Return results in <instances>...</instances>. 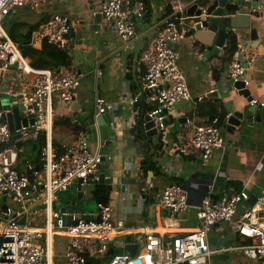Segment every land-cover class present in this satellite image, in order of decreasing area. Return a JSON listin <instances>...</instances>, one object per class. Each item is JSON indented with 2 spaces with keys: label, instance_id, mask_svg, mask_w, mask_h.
Instances as JSON below:
<instances>
[{
  "label": "built area",
  "instance_id": "built-area-1",
  "mask_svg": "<svg viewBox=\"0 0 264 264\" xmlns=\"http://www.w3.org/2000/svg\"><path fill=\"white\" fill-rule=\"evenodd\" d=\"M41 1L0 0V78L14 73V82L0 92V148L12 135L17 141L29 136L36 140L41 131L47 135L41 154L43 170L32 172V178L14 169L15 152L0 149V194L6 197L7 204L6 212H0V264H55L54 237L67 239L64 264H208L211 256L229 254H239L248 264H264V189L255 196L253 205H247L250 196L244 189L233 187L220 198H203L196 207V228L176 235L170 241L145 229L131 232L129 236H136L137 244L131 237V243L123 242L121 245H137L134 256L123 251L108 255L111 233L114 232L110 221L113 209L109 205L96 204V211L88 214L92 220H82L77 214L60 211L57 205L60 193L75 189L78 180L85 184L102 165L104 158L98 151L91 153L88 150L83 134L68 146L65 155L55 156L49 142L52 99L57 96L70 111L78 101L76 92L80 80L68 69L55 75L49 70L32 68L2 25L19 9L31 8L39 14ZM260 2L227 0L231 8L228 16L257 14L262 8ZM183 5L179 0H173V12L159 22L149 49L141 56L144 64L141 93L147 103L155 104L147 115L149 122L154 124L152 129L157 131L163 129L162 121L167 111L177 102L190 97L187 80L178 67L179 54L171 48V45L184 41L193 29L184 15L187 5ZM198 8L205 11L203 6ZM99 14L109 22L121 42L131 43L137 38L136 26L144 19L146 6L141 0H105ZM70 32L68 19L54 14L32 33L30 45L38 47L46 43L62 49L71 42ZM237 53L241 60L237 58L231 63L228 79L232 85L241 82L245 89L249 85L247 67L253 63V56L241 44ZM24 79L29 80L28 90H17L16 85ZM4 95L9 100L7 108L2 106ZM16 101L22 106V113L32 115L35 121L11 134L6 115ZM134 102L137 99L134 98ZM249 104L264 106L254 99ZM94 107L95 118L108 110L106 102L100 97L95 98ZM218 124V119H213L208 124L194 126L187 120L186 127L190 133L182 139L179 155L186 158L197 155L206 164L216 151H225V140ZM158 202L173 218L189 212L187 192L177 184L165 187ZM67 216L71 219L64 220ZM22 218L25 219L23 226L18 224ZM41 218L43 226L38 225ZM223 227L229 228L237 244L212 248L208 242L209 234Z\"/></svg>",
  "mask_w": 264,
  "mask_h": 264
},
{
  "label": "crops",
  "instance_id": "crops-1",
  "mask_svg": "<svg viewBox=\"0 0 264 264\" xmlns=\"http://www.w3.org/2000/svg\"><path fill=\"white\" fill-rule=\"evenodd\" d=\"M179 1L181 5H187L193 0ZM260 1L261 11L250 16L249 29L256 31V43L249 39V29H226V31L232 32L237 37L238 45L245 44L252 54L253 63L247 67L246 72L249 82L247 88L252 99L264 105V0ZM104 2L105 0H42L39 14H35L31 8H24L15 11L8 18L13 22L38 24L36 30L32 32L34 33L50 16L62 15L68 19L72 27L70 34L76 33L66 52L71 59L70 71L80 80L76 92L78 101L68 111L57 96L53 97L49 142L52 143L54 138L63 147H68L78 140L79 136L76 137L70 129H61L59 126L53 129V120L69 119L82 129L81 134L86 139L88 150L91 153L98 151L103 156L102 172L105 178L112 180L108 184L111 191L107 204L113 209L110 221L114 232L111 233L108 254L110 256L121 253L122 249L118 247L122 243L121 238L129 236L137 229H145L167 241L176 235L194 230L197 224L196 207L203 198H220L229 188H236V184L250 197L255 198L264 189V123L254 124L251 127L243 125L232 127L228 124L230 117L228 119L227 117L242 111L247 103L233 89L228 79L230 65L223 62L224 48L220 50L218 56H212L211 48L204 47L196 41L193 38L194 32L191 31L184 41L171 45V48L179 54L178 67L187 80L190 97L177 102L166 113L165 118L169 120V125L177 124L172 134L164 135L166 128L163 126L161 131H157L156 136L150 138L146 136L150 140V147L146 152L150 155L153 165L158 168V174L149 171L148 174L151 175L147 174L144 177L140 162L144 159L145 148L135 143L131 129L135 125L142 103L146 106H155V104L147 103L141 91L137 94L132 92L128 76H133L136 82L139 79L141 81V75L144 73L142 53L149 49L161 19L166 13L173 12V0H155L154 3H150L149 16L137 24V38L131 43L121 42L109 22L103 17L98 31L94 33L88 31V20L99 13ZM225 9L230 13L231 8L227 3ZM83 21L87 31L79 32L78 25ZM226 43L227 38L224 47ZM33 48L40 49L41 46ZM238 56L240 54L237 53L235 59ZM27 59L31 62L30 58ZM4 78H0V92L14 82V73L11 72ZM28 82L24 79L16 85V89L28 90ZM210 92L217 96L206 97ZM96 97L102 98L108 106V110L101 115L103 124L107 128L104 134L95 118ZM134 98L137 102H134ZM138 103L140 107H136ZM201 103L221 106L219 109L227 113L224 123L220 126L226 149L223 152L216 151L206 164H203L197 155L187 158L179 155L182 139L190 133L186 121L189 120L194 126L209 123L196 116L197 107ZM149 111L150 109H146L143 117ZM143 131L146 135L144 128ZM7 150L15 152L13 149ZM32 159L34 154L26 146L23 148L22 158L18 161L16 159L14 166L23 162L30 165ZM175 180L179 183H174ZM174 184L186 190L190 208L187 214L173 218L159 206L158 200L161 191ZM69 191L70 196L77 199L74 188L60 194ZM91 196L93 197V192ZM2 197L3 195L0 194V206ZM95 211L96 204L94 210L84 214L91 215ZM222 233L224 234L221 235ZM232 236L229 228L223 227L213 230L208 236V242L212 248L217 245L227 246L233 243L230 239ZM129 237H132L136 243V236ZM208 262V264H248L239 254L211 256Z\"/></svg>",
  "mask_w": 264,
  "mask_h": 264
},
{
  "label": "water",
  "instance_id": "water-1",
  "mask_svg": "<svg viewBox=\"0 0 264 264\" xmlns=\"http://www.w3.org/2000/svg\"><path fill=\"white\" fill-rule=\"evenodd\" d=\"M201 3L205 5V11L199 10V6ZM227 0H193L189 4H187L185 8V17L187 21H189L192 25V31L194 32V39L198 41L200 44H203L204 47L211 48V55L216 57L220 53V50L224 48L225 40L228 36V32L226 29H234V30H247L250 27V16L241 14L237 16H228V11L226 8ZM102 17L99 13L94 14L93 17L88 20V31L94 33L99 30V25L101 24ZM72 29V27H70ZM79 32H86L87 28L85 27V22H81L78 25ZM71 39L76 37V33L70 34ZM249 39L256 43L257 35L254 29H249ZM256 46L254 45L253 48ZM69 47H65L64 50L67 51ZM242 48H245V44L242 45ZM238 59L241 60V56H238ZM233 89L237 91L239 96H242L247 106L242 109V111L235 112L230 115L228 119V124L232 127H239L241 125L251 127L254 124L264 123V106L260 107L258 105H250L249 102L252 100L250 91L248 88H243V84L236 83L232 85ZM217 96V94L210 92L206 95L208 98H212ZM2 106L3 108L8 107L9 100L6 95L2 97ZM136 107H140L138 103ZM22 106L19 101L13 102V107L11 112L6 115V122L8 124V128L11 134H14L15 130H18L21 126L26 127L27 124H33L35 119L32 115L25 116L22 113ZM149 116L145 115L142 121L145 123L144 130L146 131V136L148 138L156 136L158 134L157 130L152 129L154 124L153 122H149ZM96 121L98 126L102 129V134L107 132V128L103 124V120L101 116L96 117ZM162 124L164 128L169 125L168 119H163ZM149 176L151 173L148 174ZM112 180L110 178H105L104 173L102 172L101 165L98 166L97 171L90 175L87 179V182L83 184L82 180H78V186L75 188V193L77 199L75 201L81 200V197L84 193L91 194L94 192L97 185L100 184H110ZM74 199V198H73ZM0 206V212H6L7 204L6 197H2ZM255 202L254 197H250L248 203L249 205H253ZM43 209L44 206L42 205ZM56 208V205H54ZM60 211L62 213L66 212L65 207H60ZM79 218L82 220H92V216L87 214H77ZM71 217L67 216L64 220H70ZM19 225H25V219L22 218L19 222ZM131 238L129 236L121 238V242L131 243ZM119 248L122 249L123 252L128 253L131 256H134L137 251V245L130 246L121 244L118 245Z\"/></svg>",
  "mask_w": 264,
  "mask_h": 264
},
{
  "label": "trees",
  "instance_id": "trees-1",
  "mask_svg": "<svg viewBox=\"0 0 264 264\" xmlns=\"http://www.w3.org/2000/svg\"><path fill=\"white\" fill-rule=\"evenodd\" d=\"M144 2L146 6V14L144 18L149 16L148 6L150 3H154L155 0H141ZM204 5V3H202ZM166 15V16H165ZM164 18H167L171 15L170 12L166 13ZM163 18V19H164ZM161 19V20H163ZM38 24L29 25L22 22H12L11 25L7 26L6 31L11 38V40L17 44L20 53L26 57L30 58V65L34 69L38 70H49L53 74H58L63 69H70L71 59L69 53L62 49H58L52 45H48L43 43L40 49H35L30 46V39L32 32L36 30ZM227 43L223 49V62L231 65V63L235 60V56L237 54L238 48V40L237 37L232 33H228ZM219 73V72H218ZM143 75V74H142ZM141 75V76H142ZM220 75V74H219ZM140 76V77H141ZM130 81V87L134 94H137L142 90V83L140 79L136 82L133 79V76H128ZM154 105L146 106L142 103L141 110L138 111V117L135 121V125L131 129V133L134 137L135 143L142 145L145 148L144 159L141 160V171L144 174V177L147 176L148 172H152L158 174V168L153 165L151 162V157L148 155V149L150 147V140L147 139L142 126V117L146 109H154ZM221 106H214L208 103V105L199 104L196 110V116L198 118H203L206 123L211 122L213 119H218V126L220 127L224 123V118L227 115L225 111L219 109ZM53 129H56V126H59L61 129H70L76 137L79 136L83 131L79 125L76 123H72L69 119L60 118L53 120L52 123ZM31 149V152L34 154V159L29 164L17 163L14 166V169L20 173L32 178V172H41L43 170V161L41 159L42 151L46 146V133L44 131L39 132L38 138L33 140L32 138H27L22 141H17L16 136L12 135L10 140L1 146L0 149H13L17 153V161L22 158L23 148L25 147ZM52 149L55 153L56 157H60L66 154L68 147H63L60 143H58L54 138H52L51 143ZM174 183H179L177 180ZM236 188H239L238 184H236ZM240 189V188H239ZM111 188L109 185L100 184L97 185L94 192L93 198L95 204H108L109 203V194Z\"/></svg>",
  "mask_w": 264,
  "mask_h": 264
},
{
  "label": "rangeland",
  "instance_id": "rangeland-1",
  "mask_svg": "<svg viewBox=\"0 0 264 264\" xmlns=\"http://www.w3.org/2000/svg\"><path fill=\"white\" fill-rule=\"evenodd\" d=\"M13 21L9 18H6L5 22L2 24L3 27L7 28V26L11 25ZM7 32V31H6ZM5 79V78H3ZM177 124L173 123L171 126H167L165 129L164 135L172 134L176 130ZM70 191L66 194H60L58 197V205L59 207H65L67 213H73V214H84L89 210H94L95 208V203L93 201V197L91 194L85 193L83 195L82 200L75 201L70 196ZM243 208V205L240 206V209ZM39 224L43 226V220L42 218L39 219ZM29 226H32V224H29ZM222 233L221 235H223ZM235 237L232 236L230 239L233 241L234 244H237V241L234 239ZM137 241V239H135ZM138 242V241H137ZM66 245H67V239L63 237H54L53 238V254H54V263L55 264H64V252L66 250Z\"/></svg>",
  "mask_w": 264,
  "mask_h": 264
}]
</instances>
